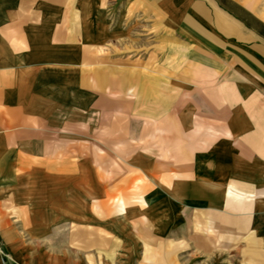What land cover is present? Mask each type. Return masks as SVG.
Masks as SVG:
<instances>
[{"label": "crops", "instance_id": "1", "mask_svg": "<svg viewBox=\"0 0 264 264\" xmlns=\"http://www.w3.org/2000/svg\"><path fill=\"white\" fill-rule=\"evenodd\" d=\"M230 6L0 0V264H264V48ZM157 57L211 74L220 112H169ZM114 106L164 124L109 131Z\"/></svg>", "mask_w": 264, "mask_h": 264}, {"label": "rangeland", "instance_id": "2", "mask_svg": "<svg viewBox=\"0 0 264 264\" xmlns=\"http://www.w3.org/2000/svg\"><path fill=\"white\" fill-rule=\"evenodd\" d=\"M222 1V0H221ZM226 1V0H225ZM228 1V0H227ZM231 3V9L233 12H236L234 18L237 21V27L239 29H242L244 32L248 33L252 39L255 41V44L259 45L260 47L264 48V0H229ZM236 10H235V9ZM223 9V7H222ZM243 12L247 13L245 16L242 15ZM245 17L250 18L248 20V24H245ZM154 36H151V38L156 39V43L153 44V41L150 42L151 44H148V41L142 42L140 41L139 45H132L131 42H129V46L132 45L131 48L126 50V56L125 59V65H132L134 64V61L137 62V65L139 64L141 68H143L145 65H148V49L154 45L159 49L162 47L159 42L160 36L159 31L157 30L154 34ZM146 38H149L150 36H145ZM176 41L178 40V37L173 36V48H178L179 45H177ZM134 46V47H133ZM133 51L135 56L133 55ZM139 53V54H138ZM138 54V56H136ZM166 59L162 57L156 58V66L155 67H163L164 61ZM130 61V63H129ZM167 63H170L172 66V70L168 71L167 75L161 70H159L156 74L157 80H159L163 83L162 85H167L171 87L172 89H157L155 92L157 93V101L161 103H165L167 108L169 109V112L173 113L174 116H179L181 114L184 115H195L197 113H203L207 112L206 109L204 111L203 106L199 104L198 98L205 97V101H203V104L206 105V108L208 106L207 99L210 97L212 108H214L215 112H220V107L215 106L214 103L216 99V96L213 94V90L208 85L213 83V80L215 78L211 74L204 73V75L198 74L196 72V69L191 65H186L182 62V60L179 57H172L166 60ZM182 62V65H181ZM189 64V63H188ZM168 81L167 83H165ZM199 85V86H198ZM211 86V85H210ZM171 94V95H170ZM162 95L166 97H162ZM132 95H125V107H124V113H136L133 111L131 106V98ZM201 101V102H202ZM141 105V109L144 108L145 105ZM112 108V107H110ZM114 109H110V120L108 122L109 131H116L122 124H124L126 130H137V131H144L147 134L148 129L151 125H159L164 123H149L144 121H125L118 122L116 121L117 117V110L116 107H113ZM172 124L171 122H167ZM97 124L98 128L100 126V123ZM94 124V126H95ZM151 124V125H150ZM174 124H176L174 122ZM179 124V122L177 123ZM95 128V127H94ZM172 127L170 128V130ZM175 129V127L173 128ZM127 134V133H126ZM111 135V134H110ZM132 140V137L131 139ZM147 140V138H146ZM143 144V143H142ZM222 253V252H221ZM227 254L221 256L226 257ZM207 257V256H206Z\"/></svg>", "mask_w": 264, "mask_h": 264}]
</instances>
